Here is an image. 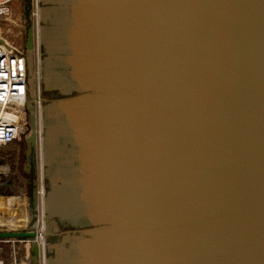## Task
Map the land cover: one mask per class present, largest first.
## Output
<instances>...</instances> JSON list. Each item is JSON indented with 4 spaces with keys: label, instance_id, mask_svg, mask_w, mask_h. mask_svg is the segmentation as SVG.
<instances>
[{
    "label": "water",
    "instance_id": "obj_1",
    "mask_svg": "<svg viewBox=\"0 0 264 264\" xmlns=\"http://www.w3.org/2000/svg\"><path fill=\"white\" fill-rule=\"evenodd\" d=\"M24 46L45 264H264V0H37Z\"/></svg>",
    "mask_w": 264,
    "mask_h": 264
},
{
    "label": "built area",
    "instance_id": "obj_2",
    "mask_svg": "<svg viewBox=\"0 0 264 264\" xmlns=\"http://www.w3.org/2000/svg\"><path fill=\"white\" fill-rule=\"evenodd\" d=\"M13 0H0V23L6 20L10 13V4ZM35 16H37V0H35ZM36 42V41H35ZM37 47L34 50V98L33 107L36 114V122H38L39 113V85L37 79ZM27 51L23 45H16L7 36L3 34L0 27V156L3 148L14 146L16 142L26 137L31 128L27 102L29 99V89L27 85ZM27 172L29 170L24 166ZM9 165L6 162L0 163V175L8 174ZM40 164L37 163L35 173L37 178L38 206L36 207L35 217V234L33 237H0V253L2 252V243H8V258L0 255V264H31V246L35 242L39 251V258L43 259V239L44 231L43 218L41 213L40 189L42 187V179L40 172ZM27 195V202H28ZM28 207V205H27ZM26 207V208H27ZM31 225L30 221L23 230H27ZM16 231V230H6ZM22 231V230H18ZM23 251V254L17 255Z\"/></svg>",
    "mask_w": 264,
    "mask_h": 264
},
{
    "label": "rangeland",
    "instance_id": "obj_3",
    "mask_svg": "<svg viewBox=\"0 0 264 264\" xmlns=\"http://www.w3.org/2000/svg\"><path fill=\"white\" fill-rule=\"evenodd\" d=\"M35 0H13L10 4V13L6 20L0 23L3 34L7 36L16 45L24 44L25 31L28 25L36 27ZM16 144H22L21 141ZM0 156V163L6 162L9 165L8 174L0 175V231L23 230L30 221L29 207L31 205V180L38 173L33 175L32 169L25 172L24 158L22 148L20 150L14 145L3 148ZM28 195V202H27ZM12 196H21L25 198L23 203L16 208V202L9 204V198ZM15 207V208H14ZM8 243H2V255L8 258ZM23 254L20 252L18 257Z\"/></svg>",
    "mask_w": 264,
    "mask_h": 264
},
{
    "label": "flooded vegetation",
    "instance_id": "obj_4",
    "mask_svg": "<svg viewBox=\"0 0 264 264\" xmlns=\"http://www.w3.org/2000/svg\"><path fill=\"white\" fill-rule=\"evenodd\" d=\"M29 26L30 25H28V27H27V29H26V31H25V37H24V42H25V38H26V34H27V30H28V28H29ZM25 138V137H24ZM24 138H22L20 141L22 142V144H16V145H20V147L22 148V156H23V158H24V161H25V158H26V155H25V142H24ZM15 145V146H16ZM52 254L51 253H49L47 250L44 252V258L43 259H40V258H38V264H45V259H46V257H50ZM31 264H33V262H32V255H31Z\"/></svg>",
    "mask_w": 264,
    "mask_h": 264
},
{
    "label": "bare ground",
    "instance_id": "obj_5",
    "mask_svg": "<svg viewBox=\"0 0 264 264\" xmlns=\"http://www.w3.org/2000/svg\"><path fill=\"white\" fill-rule=\"evenodd\" d=\"M35 41H36V39H35ZM35 49H36V42H35ZM36 124H37V131H38V128H39V131H40V126H38V122H36ZM37 140H38V138H37ZM25 170V172H26V169H24ZM42 188L40 189V196L42 195ZM9 200V204L10 205H12V202L14 201V202H16V208H19L18 206L20 205V204H22V203H24V201H25V198H21L20 196H12L11 198H9L8 199ZM15 208V207H14ZM44 258V257H43Z\"/></svg>",
    "mask_w": 264,
    "mask_h": 264
},
{
    "label": "crops",
    "instance_id": "obj_6",
    "mask_svg": "<svg viewBox=\"0 0 264 264\" xmlns=\"http://www.w3.org/2000/svg\"><path fill=\"white\" fill-rule=\"evenodd\" d=\"M20 197H21V196H20ZM21 198H23V197H21ZM24 205L27 207V204H26L25 202L23 203V206H24Z\"/></svg>",
    "mask_w": 264,
    "mask_h": 264
}]
</instances>
